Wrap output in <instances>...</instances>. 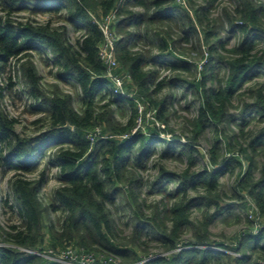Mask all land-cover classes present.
<instances>
[{
	"label": "trees",
	"instance_id": "obj_1",
	"mask_svg": "<svg viewBox=\"0 0 264 264\" xmlns=\"http://www.w3.org/2000/svg\"><path fill=\"white\" fill-rule=\"evenodd\" d=\"M24 1L6 0L5 8L11 11ZM187 1L186 6H181L173 0H32L35 13L64 10L63 17L58 19L82 23L84 34L75 43L69 41L64 25H52L51 21L14 22L8 16L0 21V66L10 58L16 60V71L32 101V109L44 112L43 119L49 124L45 131L21 137L16 132V120L1 107L4 89L0 87V165L14 172L9 189L19 214L18 224L11 225L9 230L0 227L3 241L8 243L0 244V264H62L23 250L43 252L48 247L54 248L53 251L72 247L77 254L93 253L94 264H105L103 262L110 261L111 256L120 257L124 264H264V228L254 233L253 226L249 225L232 239L223 241L212 240L209 229L212 220L223 215L226 209L220 177L225 173L234 174L235 170L237 181L230 198L242 199V205L250 199L255 204L256 217L264 218V82L247 88L250 102L243 104L238 130L231 128L233 119L227 116L242 84L253 79L258 68L264 67V47L258 48L257 40L264 38V0H235L233 7H224L222 15L214 18L212 13L222 0H203L192 17L189 12L194 6L193 0ZM113 10L116 18L112 28L119 36L116 57L119 71L129 76L125 83L128 98L108 93L104 77L106 66L99 57L102 33L94 19ZM182 17L187 19V29L178 23ZM210 22L218 23L220 28L227 24L230 30L238 28L241 33L239 41L231 48L224 43L202 48L208 58L217 54L223 59L226 76L218 78L213 66L207 68L209 63L206 62L200 65L199 76L188 80L183 75L189 70L184 64L187 59L181 58L182 64L163 63L162 68L167 66L172 74L152 82L153 76H159L157 55L153 54L152 46L157 47L158 55L173 56L177 44L185 42L187 33L203 34ZM170 25L180 32L177 38ZM150 34L155 38L149 39ZM36 44L50 51L59 77L72 80L78 86L82 100L79 110L72 104L71 95L56 84L47 87L42 84L28 53ZM218 50L224 51L226 56ZM208 76L213 80L210 86L206 85ZM180 84L192 87L198 100L197 116L187 119L192 134L187 138L189 142L182 144L177 157L185 156L187 167L177 173L160 166L154 185L165 183L159 190L163 195L162 208L157 204L153 215L138 218L130 243L136 247L121 245V230L108 205L121 195L131 209L136 208L141 213L146 203L140 201L144 181L138 170L146 168L145 161L153 154L158 141L165 144L164 153H170L171 149L166 137L151 134L159 129L146 125L135 132L132 130L150 109H155L156 119L167 123V100L174 98ZM165 86L168 93L160 96ZM100 92L101 97L110 98L103 105L96 103ZM113 105L120 109L128 107L125 124L113 115ZM249 108L258 117L259 124L255 127L250 126L254 117H246ZM209 122L226 138L228 152L219 161L218 135L209 149L212 168L194 170L193 144L198 142ZM67 124L70 128L65 126ZM224 124L228 131H233L231 135L219 128ZM95 127H100L102 135L91 143L86 134ZM128 133V138H122ZM50 143L53 151L46 147ZM36 155H48L58 171L59 185L47 203L39 196L44 171L35 179L26 176L39 169L40 163L34 159ZM171 182L176 185L168 191ZM201 205L205 207L201 217L191 219L192 209ZM50 211L61 212L56 221L48 218ZM232 218L239 220L240 216L226 212L223 217L226 221ZM147 225L154 228H146ZM188 228L192 234L190 239L184 240L182 236ZM143 231L156 233L164 254L142 260L146 255L138 254L136 242H140ZM214 245L220 249H211ZM140 251L147 253L146 248Z\"/></svg>",
	"mask_w": 264,
	"mask_h": 264
},
{
	"label": "rangeland",
	"instance_id": "obj_2",
	"mask_svg": "<svg viewBox=\"0 0 264 264\" xmlns=\"http://www.w3.org/2000/svg\"><path fill=\"white\" fill-rule=\"evenodd\" d=\"M193 8L190 7V16L194 15L195 11L199 5L203 4V0H193ZM235 4V0H222L217 5V8L213 11L211 17L221 16L223 8H231ZM8 5L6 0H0V21L4 17L8 16L14 22H39L45 23L46 21H51L52 25H64L67 29V36L71 43H75L78 38H81L84 34V26L80 22H67L62 18L64 10H60L58 13L55 12H37L35 13L32 9V0H25L19 7L8 11L5 6ZM57 5V4H55ZM53 6V5H52ZM8 12V14H7ZM179 25L184 24L187 29V19L182 17L178 21ZM240 23V22H237ZM208 28H205L203 34L196 31H191L187 33L186 40L181 41L177 44V50H175L173 56H163L158 55L159 50L155 45L152 46L153 54L157 55L155 57V62H158V74L159 76H153L152 82H155L157 79L172 74L171 71L167 70V66L162 68L163 63L176 62L182 64L180 59H187V63H184L186 67L189 68L188 71H185L183 75L188 80H193L199 76V70L202 68L200 65L204 63H209L208 67L213 66V72L217 75L218 78L223 79L226 76V65L222 62V58H219L217 54H214L212 58H208L207 54L202 51L205 50L210 44H215L216 46L220 43H224L227 48H231L237 44L240 39L241 33L238 28H231L225 25L224 28H220L218 23L214 25L210 22L207 24ZM170 30L174 34V38H177L180 35V32L174 28L173 25H170ZM209 36H206L208 35ZM154 39L153 34L149 35V39ZM258 48L264 47V38L258 37ZM133 41V40H132ZM148 41V40H147ZM155 42V41H154ZM153 42V43H154ZM155 44V43H154ZM203 45V46H202ZM140 46V45H139ZM201 47V48H200ZM205 47V48H204ZM222 56H226L224 51L218 50ZM31 59L34 65L37 68V71L42 78V84L47 87L48 84H56L62 91L71 95L72 104L74 107L79 110L81 108L82 100L80 98V90L78 86L72 80L61 79L57 73V69L53 63V56L48 49L44 46L36 44L34 48L29 51ZM164 58V59H162ZM16 60L10 58L8 62L3 66H0V87L4 92L1 98V107L2 109L11 117L16 120L15 128L16 132L23 138L32 137L42 131H45L49 124L47 120H44V112L34 111L32 109V101L27 97L23 81L16 71ZM208 76L206 85L210 86L213 83V80ZM264 82V67L258 68L255 72L253 79L249 80L242 84L238 92L235 94L232 102V106L229 107L227 116L233 119L230 122V126L233 130H238L237 123L241 121L243 113V104L245 102H250L249 95L247 93V88L252 86L255 83ZM168 93V87L162 88L159 95ZM174 98L167 100L168 113H167V123L161 122L156 119L155 109L148 110L146 113L145 119H138L137 124L140 127L149 125L152 129L156 128L160 131L151 133L155 137H166L169 143H171L170 153H164L165 144L161 141L157 142V147L154 149L153 154L150 158L145 161V169H139L138 173L142 176L144 184L141 187V197L140 201H145L146 205L141 209V213L138 212L136 208L131 209L128 204H126L123 196L119 195L116 198L113 204L108 206L111 209L114 222L118 225L121 230V237L119 239L121 245H129L134 236V226L138 221V218H148L153 215L155 210V205H159L161 209L160 200L163 199L162 192L159 191L165 183L162 181L160 184L154 185V181L159 172L160 166H164L166 169L180 173L187 167V159L185 156L181 155L178 157L179 150L182 148V144L188 141V137L192 134V126L189 125L187 119H194L197 116L198 109V100L194 95V89L188 84L179 85L174 92ZM102 93L100 92L97 95L96 103L103 105L110 98L101 97ZM113 115L118 121L125 124L129 116V110L127 106L118 108L116 105H113ZM248 114L246 117H254L251 120L250 126H257L258 117L255 116V113L251 108H249ZM99 110V109H97ZM141 107V111H142ZM136 124V125H137ZM220 129L224 128L225 134L229 133L231 135L233 131H228L225 128V124L219 127ZM152 129L150 132H152ZM220 132L215 129V126L212 122H209L205 125L201 135L198 138V142L193 144L195 151L193 153L194 162L192 164V169L201 170L205 167L212 168L209 162V149L216 140V137L220 135L219 140V150L218 156L219 161L226 156L227 147L225 145L226 138L219 134ZM53 143V142H52ZM52 143L47 144L46 147L49 151H53ZM174 154V155H173ZM38 161L39 169L34 174H26V176L35 179L41 171H44V179L40 187L39 196L44 203H47L51 199L55 188L59 185L57 179V168L53 166L52 162L49 160L48 155L34 157ZM247 167V162L245 163V168ZM14 172L6 169L5 166L0 165V227L4 230H9V227L13 224H18L19 214L17 213L16 207L13 205V199L9 189V180ZM237 170L234 174L225 173L220 177V191L226 193L224 195L221 193V197L224 205L226 206L223 215L216 216L210 224V232L212 240L223 241L225 239L229 240L235 237L240 231L246 229L249 225L253 226V232L255 233L258 226L264 225V218L249 216V210L252 209L251 200L246 199L245 205H242V199H231V189L234 187L237 181ZM176 183L171 182L168 184V191L174 189ZM245 193V192H244ZM193 194V193H192ZM242 196V192L240 194ZM12 205V208L10 207ZM205 207L203 205L199 207H194L192 209L191 219H198L201 217V213ZM212 211V210H210ZM226 212H232L240 216V219L235 218L224 220L223 217ZM61 212H49L48 218L56 221L60 216ZM250 220L251 223L247 221ZM48 220L46 219V222ZM149 222V221H148ZM146 228H154V226L147 225ZM148 232V230L146 229ZM143 231L140 238V242L137 245L139 246L140 255H146L142 260H146L148 257L158 256L159 254H164L162 252L160 242L156 233L153 231L147 233ZM192 231L190 228L186 229L182 238L184 240L190 239ZM3 236H1L0 231V244L6 245L7 242L3 241ZM68 246V245H67ZM71 246V245H69ZM136 247V246H135ZM211 247H216L211 246ZM45 249V247H43ZM60 248V247H59ZM71 248L75 254H77L72 247ZM146 248L147 253H143L142 249ZM219 248V247H218ZM54 249L52 247L46 248V251L40 252L44 255H48V251ZM220 249V248H219ZM55 250V249H54ZM62 250L55 251L59 253ZM39 252V251H38ZM61 254V253H60ZM58 254V257L60 256ZM103 254V253H102ZM56 255V254H54ZM104 255V254H103ZM111 259L116 262V264H124L122 259L118 256H111Z\"/></svg>",
	"mask_w": 264,
	"mask_h": 264
},
{
	"label": "built area",
	"instance_id": "obj_3",
	"mask_svg": "<svg viewBox=\"0 0 264 264\" xmlns=\"http://www.w3.org/2000/svg\"><path fill=\"white\" fill-rule=\"evenodd\" d=\"M173 1L181 6H186L188 3L187 0H173ZM115 18H116V12L115 10H113L112 12L102 16L100 19H94L95 23L97 24L99 30L102 33V40L98 48L99 57L100 60L103 62V64L106 66V73L104 77L107 80L106 89L108 93L114 96L116 95L119 97L128 98L130 94L125 90V83L128 81L129 76L128 74L119 71L120 64L116 57L115 49L119 36L116 33L115 29L112 28V23L114 22ZM139 110L141 111V107L139 108ZM138 128H142V127H140V125L137 124L133 128L132 132H135ZM101 135L102 133L100 127H95L86 134V137L90 140L91 143H93L99 137H101ZM129 136L130 133L124 134L122 138H128ZM250 204L252 205V209L249 210L248 215L254 217L256 215L255 214L256 207L252 201ZM258 228H264V225L258 226L256 232L258 231ZM210 248L219 250L218 247L215 248L210 247ZM23 250L26 252H31L37 255H41L49 260L56 261L62 264H94L95 262L93 253L82 251L81 254H75L73 251H71L72 250L71 248L63 249L59 253H56L55 251L49 249L48 255H44L38 251L25 250V249ZM58 254H60L59 257ZM110 262L111 264H116V262L113 261V259H110V261L103 263L110 264Z\"/></svg>",
	"mask_w": 264,
	"mask_h": 264
},
{
	"label": "water",
	"instance_id": "obj_4",
	"mask_svg": "<svg viewBox=\"0 0 264 264\" xmlns=\"http://www.w3.org/2000/svg\"><path fill=\"white\" fill-rule=\"evenodd\" d=\"M66 127H68V128H70V126L67 124V125H65Z\"/></svg>",
	"mask_w": 264,
	"mask_h": 264
}]
</instances>
